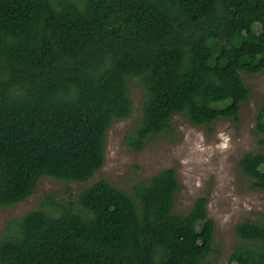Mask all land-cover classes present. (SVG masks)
I'll list each match as a JSON object with an SVG mask.
<instances>
[{
	"label": "trees",
	"instance_id": "obj_1",
	"mask_svg": "<svg viewBox=\"0 0 264 264\" xmlns=\"http://www.w3.org/2000/svg\"><path fill=\"white\" fill-rule=\"evenodd\" d=\"M264 71V0H0V205L38 179L86 182L105 160L108 129L134 109L125 136L140 149L175 114L238 120L243 73ZM264 143V96L254 127ZM240 168L264 188V151ZM164 168L132 190L105 178L74 200L46 195L8 222L0 264H208L215 222L207 196L176 212ZM229 262L264 264V222L243 220Z\"/></svg>",
	"mask_w": 264,
	"mask_h": 264
},
{
	"label": "rangeland",
	"instance_id": "obj_2",
	"mask_svg": "<svg viewBox=\"0 0 264 264\" xmlns=\"http://www.w3.org/2000/svg\"><path fill=\"white\" fill-rule=\"evenodd\" d=\"M243 77L251 96L241 104L238 120L220 117L211 124L199 125L175 114L170 128L150 135L140 149L132 148L125 140L141 105V88L133 84V112L111 123L103 165L86 182L43 175L26 199L10 206L0 205V238L6 235L11 219L38 208L46 195L74 200L86 186L101 178L132 190L139 180L147 181L156 172L171 167L179 181L176 212H186L199 196H207L208 214L215 222L214 250L208 264H236L229 262L239 242L236 224L243 220L264 222V188H251L239 165L245 153L264 151L263 135L254 131L264 96V71L243 73Z\"/></svg>",
	"mask_w": 264,
	"mask_h": 264
}]
</instances>
